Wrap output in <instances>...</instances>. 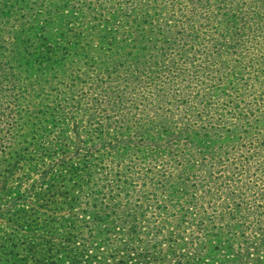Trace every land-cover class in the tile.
I'll use <instances>...</instances> for the list:
<instances>
[{
	"label": "trees",
	"instance_id": "1",
	"mask_svg": "<svg viewBox=\"0 0 264 264\" xmlns=\"http://www.w3.org/2000/svg\"><path fill=\"white\" fill-rule=\"evenodd\" d=\"M53 1L57 3L52 8ZM86 1L87 5L78 0L75 9L68 5L70 0H39L38 5L36 0H0V100L5 98L9 105L4 141H0V155H6L0 164V264H264V192L253 190L258 203L242 202L237 195L224 201L219 220L224 215L231 226L251 220L258 230L249 245L215 231L218 245L208 256L185 251L181 230L176 228L179 223L149 242L139 236L134 222L103 210V199L99 198V208H93L98 196H90L88 187L95 168L122 165L124 157L134 155L142 161L154 159L155 150L178 144L167 134L157 139L139 136L136 141L121 124H114L112 132L107 129L111 123L105 122L109 117L104 111L121 115L124 103L118 90L96 79L116 78L103 69L110 63L105 58H121L128 52L108 19L99 23L98 18L104 9L112 16L121 5L132 10L133 0ZM11 18L15 23L9 24ZM85 31L95 36L88 39ZM136 47L140 52L146 45ZM89 49L97 56L88 57L94 67L84 75L93 89L87 88V94L77 99L70 93L87 80L80 81L82 73L74 68V58ZM248 109V115L261 112L260 104ZM260 153H264V137L241 150L232 162L227 156L221 177L252 189L251 176L256 172L251 174L248 168L255 159L262 169L263 162L254 157ZM250 157L254 158L249 161ZM87 197L94 204H87Z\"/></svg>",
	"mask_w": 264,
	"mask_h": 264
},
{
	"label": "rangeland",
	"instance_id": "2",
	"mask_svg": "<svg viewBox=\"0 0 264 264\" xmlns=\"http://www.w3.org/2000/svg\"><path fill=\"white\" fill-rule=\"evenodd\" d=\"M77 1L70 0L68 5L76 9ZM56 3L52 2V8ZM122 6L113 16L104 9L98 18L99 23L108 19L112 33L128 52L121 58H105L110 63L103 69L116 78L100 75L96 79L118 90L124 103L121 115L104 111L109 117L105 122L111 123L107 129L112 132L114 124H121L136 141L139 136L157 139L167 134L178 146L155 150L154 159L142 161L134 155L124 157L122 165L95 168L88 187L90 196H98L93 208L103 199V210L134 222L139 236L149 242L179 223L176 228L181 230L186 252L208 256L218 245L213 239L217 230L223 238H238L249 245L257 225L247 220L231 226L224 215L219 220V212L224 201L235 195L243 197L242 202H259L252 193L264 192V176H258L264 172V153L254 156L263 162L262 169L255 159L250 161L254 157L249 158V172H256L251 176L252 189L250 185L239 188L221 173L227 156L232 162L241 150L264 137V0H133L132 10ZM13 23L11 18L9 24ZM84 35L88 39L95 36L89 31ZM142 44L145 49L137 51L136 46ZM92 56L97 55L89 49L74 58V68L82 73L80 81L94 67L88 59ZM86 80L75 86L71 96L82 99L87 88L93 89ZM251 104H260L261 112L248 115ZM7 106L2 98L0 141H4L3 128L8 124ZM5 156L0 155L1 165ZM233 200L239 201L237 197ZM86 202L92 205L95 201L87 197ZM150 226L155 228L150 230ZM155 229L158 234H151Z\"/></svg>",
	"mask_w": 264,
	"mask_h": 264
}]
</instances>
